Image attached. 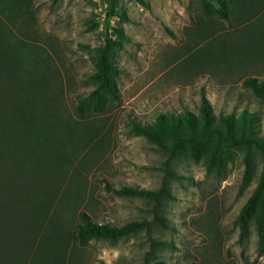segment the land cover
Here are the masks:
<instances>
[{
	"label": "rangeland",
	"instance_id": "374dc122",
	"mask_svg": "<svg viewBox=\"0 0 264 264\" xmlns=\"http://www.w3.org/2000/svg\"><path fill=\"white\" fill-rule=\"evenodd\" d=\"M31 1L36 29L34 44L49 56L46 63L50 71L47 83L50 90L46 93L57 96L53 105L58 106V113L73 129L81 126L74 113L76 100L87 96L93 87L89 75L93 72L95 47L106 36L114 38V28L122 30L126 41L115 55L120 103L109 113L84 120L87 138L83 139L79 151L72 154L73 160L59 193L53 194L51 190H56L54 180L58 179L54 175L46 179L45 174L24 175L20 171L15 178L4 172L0 178L2 198L12 200L13 205L17 198L25 197L33 185L45 183L51 192L45 203L48 214L44 220L61 225L65 231H73L79 212L86 213L98 224L117 227L130 221L149 220L151 216L145 201L120 197L107 189V186L114 190L137 186L156 190L160 186L164 157L146 139L130 133L129 118L151 122L158 112L197 114L202 93L215 115L238 114L241 110L255 112L260 119L261 135H264V102L241 86L247 76L264 78L263 65L232 74L222 65L217 70L210 64L202 70L184 65L194 48L205 46L207 42L215 45L218 41L224 49L230 47L231 30L227 22H221L207 42H199V36L192 34L196 0ZM120 15L126 19L121 21ZM71 144H74L73 139ZM255 161L258 174L264 159L256 156ZM53 169L57 170V166L49 167L50 172ZM175 171L183 179L170 183L176 200L166 204L165 217L171 229L154 227L150 236L176 249L158 251L159 260L176 264H264L256 251L255 230L251 229L246 242L238 243V230L234 225L257 178L243 180L241 158L236 156L229 162L219 178L206 175L200 163L188 160L179 162ZM70 180H73L71 184ZM46 231H40L38 242ZM208 233L217 237L219 258L209 257L203 251L212 240ZM12 234L14 239L11 240L17 243L14 232ZM27 235L25 233L19 242L30 241ZM37 241L31 251L23 255L22 264H34ZM147 250L144 232L115 243L91 240L79 245L70 239L64 262L139 264Z\"/></svg>",
	"mask_w": 264,
	"mask_h": 264
},
{
	"label": "trees",
	"instance_id": "16d2710c",
	"mask_svg": "<svg viewBox=\"0 0 264 264\" xmlns=\"http://www.w3.org/2000/svg\"><path fill=\"white\" fill-rule=\"evenodd\" d=\"M195 4L192 34L199 36V42H207L221 22H227L231 30L230 47L224 49L218 41L215 45L207 42L205 46L194 48L184 65L200 67V70L209 64L216 70L222 65L231 74L249 71L258 64L264 66V0H196ZM110 10L113 12L112 4ZM119 17L121 21L126 19L124 15ZM113 34L114 38L106 36L93 51V72L89 75L93 87L87 96L76 100L74 113L81 126L73 129L58 113V106L53 105L57 96L46 93L50 90L47 85L50 71L46 63L49 56L34 44L32 1L0 0V178L4 172L16 178L20 171L24 175L45 174L46 179L54 175L58 180H54L56 190H51L53 194L59 193L72 163V154L79 151L83 139L87 138L84 120L109 113L120 103L115 55L122 49L126 37L120 28H114ZM241 86L264 102V78L247 76ZM129 123L131 134L146 139L164 157L160 186L156 190L137 186H122L118 190L107 186V189L120 197L145 201L151 218L117 227L98 224L86 213L79 212L78 223L68 232L61 225L44 220L48 214L45 203L51 192L47 184L33 185L31 193L17 198L13 205L12 200L2 198L0 180V264H22L23 255L31 251L44 229L47 231L37 241L34 264H65L70 239L79 245L91 240L115 243L141 232L147 235L148 250L139 264H176L159 260L157 255L158 251L176 248L150 236L154 227L171 229L165 217L166 204L176 200L170 183L183 179L176 173L175 166L182 161H194L203 166L206 175L219 178L236 156L241 158L244 181L257 176L253 191L234 220L238 243L246 242L253 228L257 237L256 251L264 259V162L257 174L255 161L256 156L264 159V135L260 132L258 115L248 110L215 115L202 93L197 114L158 112L151 122L130 117ZM54 165L57 170L50 172L49 167L52 169ZM72 182L70 180V184ZM12 232L17 243L11 240L14 239ZM25 233L31 239L20 243ZM211 236V242L203 251L209 257L219 258L217 237L208 233V237Z\"/></svg>",
	"mask_w": 264,
	"mask_h": 264
}]
</instances>
